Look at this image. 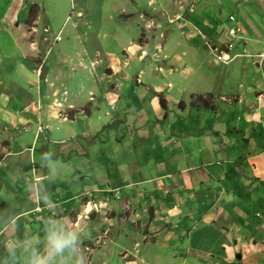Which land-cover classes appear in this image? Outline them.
I'll return each mask as SVG.
<instances>
[{
	"label": "crops",
	"instance_id": "1",
	"mask_svg": "<svg viewBox=\"0 0 264 264\" xmlns=\"http://www.w3.org/2000/svg\"><path fill=\"white\" fill-rule=\"evenodd\" d=\"M15 2L27 26L31 2ZM78 16L4 51L23 80L0 92V264H31L52 228L84 233L86 264H264V54L262 84L150 120L96 86Z\"/></svg>",
	"mask_w": 264,
	"mask_h": 264
},
{
	"label": "rangeland",
	"instance_id": "2",
	"mask_svg": "<svg viewBox=\"0 0 264 264\" xmlns=\"http://www.w3.org/2000/svg\"><path fill=\"white\" fill-rule=\"evenodd\" d=\"M29 1L37 6V12L26 26L22 5L15 0H0V92L13 89L12 83L16 86L23 80L13 72L16 56L4 59V51L11 53L14 48V37L19 38L23 31L30 39L38 21H43L41 26L65 21L69 29L76 22V12L81 17L79 33L90 34L89 39H80H84L82 46L92 62L86 61L98 82L96 86L110 92L107 97L112 105L134 101L135 106L130 108L133 114L147 110L149 115L145 116L150 120L152 116L162 119L179 115L178 120L184 117L180 112L201 111L205 105L241 95L242 88L250 86L245 78L254 75L256 85L263 83L257 74L263 76L264 46L252 47L249 42H264V0H82L84 4L79 6V0ZM18 7L22 13L15 27L8 18L15 16ZM81 22L89 30L82 29ZM100 24L107 29L102 31ZM94 97L100 98L98 94ZM180 103L182 111L178 110ZM159 125L165 126L163 122ZM28 133L21 131V137ZM10 170L17 181V169ZM80 250L92 251L89 247Z\"/></svg>",
	"mask_w": 264,
	"mask_h": 264
},
{
	"label": "clouds",
	"instance_id": "3",
	"mask_svg": "<svg viewBox=\"0 0 264 264\" xmlns=\"http://www.w3.org/2000/svg\"><path fill=\"white\" fill-rule=\"evenodd\" d=\"M84 233L49 229L48 247L43 255L33 252L31 264H86L87 257L80 250Z\"/></svg>",
	"mask_w": 264,
	"mask_h": 264
},
{
	"label": "trees",
	"instance_id": "4",
	"mask_svg": "<svg viewBox=\"0 0 264 264\" xmlns=\"http://www.w3.org/2000/svg\"><path fill=\"white\" fill-rule=\"evenodd\" d=\"M33 12H37V6H35V5H31L30 6V8H29V11H28V19H27V21H29L30 20V18H31V16H33ZM162 102V106L164 107V102L163 101H161ZM206 106V105H205ZM204 106V108H206V109H213V106L211 105H208V107L206 106L205 107ZM178 107H179V109H181L183 106H182V103H180L179 105H178Z\"/></svg>",
	"mask_w": 264,
	"mask_h": 264
}]
</instances>
